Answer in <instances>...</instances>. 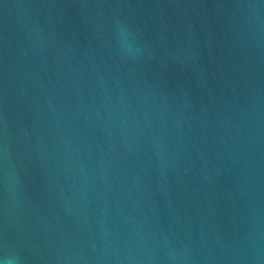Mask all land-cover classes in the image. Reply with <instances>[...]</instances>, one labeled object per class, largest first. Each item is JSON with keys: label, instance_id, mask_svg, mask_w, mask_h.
<instances>
[{"label": "water", "instance_id": "1", "mask_svg": "<svg viewBox=\"0 0 264 264\" xmlns=\"http://www.w3.org/2000/svg\"><path fill=\"white\" fill-rule=\"evenodd\" d=\"M5 242L23 264H264V0H0Z\"/></svg>", "mask_w": 264, "mask_h": 264}, {"label": "clouds", "instance_id": "2", "mask_svg": "<svg viewBox=\"0 0 264 264\" xmlns=\"http://www.w3.org/2000/svg\"><path fill=\"white\" fill-rule=\"evenodd\" d=\"M116 34L118 46L125 52L132 51V41L133 33L130 31L127 25L117 22L116 24ZM5 187L6 176L3 178ZM0 264H23V261L15 249H10L9 245L5 242L2 247H0Z\"/></svg>", "mask_w": 264, "mask_h": 264}]
</instances>
